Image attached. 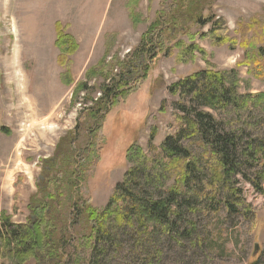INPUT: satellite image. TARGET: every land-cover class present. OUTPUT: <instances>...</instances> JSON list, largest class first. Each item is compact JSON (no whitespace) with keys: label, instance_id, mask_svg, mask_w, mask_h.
Returning a JSON list of instances; mask_svg holds the SVG:
<instances>
[{"label":"rangeland","instance_id":"1","mask_svg":"<svg viewBox=\"0 0 264 264\" xmlns=\"http://www.w3.org/2000/svg\"><path fill=\"white\" fill-rule=\"evenodd\" d=\"M176 3L0 0V215L10 216L16 224L32 225L29 219L36 217L35 203L51 192L48 187L42 189L44 177L63 176L64 181L58 178L63 186H56L58 194L52 206L40 212L50 214L42 226L52 230L57 240H68L58 249L65 264H90L94 232L89 209L101 212L115 185L125 179L132 166L142 163L150 174L164 179L162 189L175 186L182 177L160 150L164 139L175 135L180 125L176 120L180 111L173 104L177 97L168 92L171 84L210 67L236 79L239 94L264 91V76L257 71L250 74L243 63L250 55L257 58V48L264 42V0H212L206 13L223 18L229 37L235 39L230 43L218 42L212 36L202 39L199 36L209 25L192 22L187 23L188 33L174 35L167 28L161 35L154 34L156 39L170 40L161 42L163 46L143 78L145 67L129 77L127 87L132 91L123 99L117 98L111 107L106 105L102 120L95 122L94 115L84 109L92 108L104 87L125 73L124 62L133 57L142 37L150 36V25L157 18L164 20ZM243 25L248 30L245 40L253 39L248 50L243 48L244 37L238 29ZM191 33H196L194 38ZM60 34L71 36V42L76 43L66 55L59 46ZM186 46L189 51L183 53ZM164 48L168 50L164 52ZM220 114L233 119L226 110ZM252 115L259 118L261 112L253 110ZM60 142L62 148L57 151ZM179 143L194 160L203 157L207 163L211 159L192 139L181 138ZM55 161L61 169L45 173ZM74 170L78 186H67L65 178L72 175L73 179ZM211 171L209 166L205 176L184 187L191 192L203 189L202 207L190 211L180 224L182 232L191 223L192 236L167 239L158 234L162 253L155 264H249L254 256L264 264V193L235 176L232 185L239 190L238 213L229 214L222 204L216 209L213 201V207L206 211L205 200L212 195L222 200L225 192L217 183L210 185ZM247 206L250 213L246 216L243 211ZM129 248L127 240L113 247L108 264H145L141 259L133 260Z\"/></svg>","mask_w":264,"mask_h":264},{"label":"trees","instance_id":"2","mask_svg":"<svg viewBox=\"0 0 264 264\" xmlns=\"http://www.w3.org/2000/svg\"><path fill=\"white\" fill-rule=\"evenodd\" d=\"M211 2L212 0H177L172 12L166 15L164 20L162 19L163 22L157 18L156 22L150 25V36L142 37L133 57L124 62L125 73H120L112 85L105 86L99 99L93 103V107L84 111L90 112L91 116L94 115L95 122H100L107 111L106 105L111 107L118 101L117 98L123 99L132 91V88L127 87L129 77L135 76L139 69L145 67L140 76L143 78L149 69L148 64L158 55L159 46H163L161 42L170 40L163 37L156 39L154 34L161 35L167 28L174 35L185 30L188 33L190 29L187 23L192 22L196 26L209 25L206 32H201L199 37L202 39L212 36L221 43H230L234 40L235 38L229 37V29L223 18L216 19L214 15L206 13L208 9L205 11V8ZM160 14L163 16L164 13ZM252 23H256L255 20ZM238 29L244 37L241 42L246 47L243 48L248 50L253 44V39L250 38V42L245 40L248 30L245 31L244 25L238 26ZM195 34L191 33L190 37L194 38ZM58 39L63 55H66L67 50L74 48L76 44L71 42L73 38L68 35L60 34ZM189 48L186 46L183 53H187ZM167 50L164 48V52ZM199 52L203 50L200 49ZM256 56L257 58L252 55L246 57L243 63L248 66L250 74L257 71L264 76V42L257 48ZM256 66L259 70H254ZM168 92L177 97L173 104L180 111L176 114V120L180 125L175 135L164 139L160 150L163 157L169 158L171 166L180 170L182 177L175 182V186L173 184L168 189H162L164 179L160 180L156 175L150 174L151 170L145 168L142 163L132 166L126 172L125 179L115 185L113 194L101 212L98 213L93 208L89 209L94 232L90 264H108L110 250L121 246L123 240L128 241L130 257L133 260L141 259L145 264H155L156 258L162 253L157 245L158 234H164L167 239L192 236V228H189L191 223L188 230L185 228L182 232H180V224L186 221L190 211L202 207L200 205L203 203L201 201L203 198L200 196V191L203 189L198 187L197 191L191 192L184 190V187L188 186L190 181H196L201 175L205 176L209 166L212 168L213 180L210 185L217 183L225 192L222 200L215 199L213 195L210 196V200H205L206 211L213 207L211 202L213 201L214 206L217 205L216 209L222 204L229 214L238 213L236 207H239L237 204V201H240L239 190L232 185L235 176L242 177L257 192L264 193V91L256 94H239L236 79L207 67L181 77L168 87ZM223 110L233 115L234 120L220 116ZM253 110L261 112V117L253 116ZM84 111L80 113L81 118ZM181 138L192 139L199 143L206 149V153H210L211 159L206 163L203 157L204 162L198 157L195 158L196 160L191 158L189 150L180 145ZM61 143L57 145V151L62 148ZM63 152L62 150L61 156ZM69 152L65 150V153ZM210 162L212 165H209ZM54 168L59 171L61 164L57 167L55 161L44 172L51 175ZM76 170L79 172V169ZM76 170L73 179L72 175L65 178L67 186L71 184L78 186L79 176ZM44 178L46 183L42 189L47 190L48 187L51 192H46L43 199L35 203L36 217L29 219L33 222L32 225L16 224L10 216L0 215V264L66 263L63 256L58 253V249L67 245L68 240H57L52 230L44 228L42 224L50 214L40 212L44 209L47 212L49 209L47 207L52 206L55 194H58L56 186L60 184L63 186L58 180L61 178L64 181V179L63 176L56 175ZM243 213L246 216L250 213L248 206ZM142 234L145 236L142 237ZM249 264H259V260L254 256Z\"/></svg>","mask_w":264,"mask_h":264},{"label":"bare ground","instance_id":"3","mask_svg":"<svg viewBox=\"0 0 264 264\" xmlns=\"http://www.w3.org/2000/svg\"><path fill=\"white\" fill-rule=\"evenodd\" d=\"M60 36V35H59ZM60 39V38H59ZM31 104H29V106H30ZM49 117V116H48ZM47 118V117H46ZM43 121V120H42Z\"/></svg>","mask_w":264,"mask_h":264}]
</instances>
